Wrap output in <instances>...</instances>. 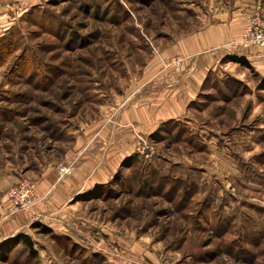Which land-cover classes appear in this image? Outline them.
<instances>
[{
	"label": "rangeland",
	"instance_id": "rangeland-1",
	"mask_svg": "<svg viewBox=\"0 0 264 264\" xmlns=\"http://www.w3.org/2000/svg\"><path fill=\"white\" fill-rule=\"evenodd\" d=\"M220 1L48 0L13 15L0 26V157L63 163L77 131L113 114L154 53ZM225 67L189 120L147 141L155 155L121 165L70 222L31 227L35 258L14 238L0 264H264V77Z\"/></svg>",
	"mask_w": 264,
	"mask_h": 264
},
{
	"label": "crops",
	"instance_id": "crops-1",
	"mask_svg": "<svg viewBox=\"0 0 264 264\" xmlns=\"http://www.w3.org/2000/svg\"><path fill=\"white\" fill-rule=\"evenodd\" d=\"M48 0H0V26L11 25L13 15L27 14ZM264 0H222L204 12V24L175 39L143 67L141 82L134 84L113 114L77 131L75 146L63 164L37 167L17 156L0 157V249L36 224L70 222L78 202L110 185L121 165L138 154L142 141H151L170 122L189 120L191 108L212 75L227 62L241 63L264 77V50L235 48L247 16ZM182 57L179 65L164 67V60ZM82 134V135H81ZM23 178L37 185L40 200L30 211L13 213L6 192ZM73 218V217H72Z\"/></svg>",
	"mask_w": 264,
	"mask_h": 264
},
{
	"label": "built area",
	"instance_id": "built-area-1",
	"mask_svg": "<svg viewBox=\"0 0 264 264\" xmlns=\"http://www.w3.org/2000/svg\"><path fill=\"white\" fill-rule=\"evenodd\" d=\"M235 48L257 47L264 50V8L258 4L256 9L247 16V23L243 30L242 37L231 43ZM182 57L171 58L166 62V67L179 65ZM137 152L150 157L155 155L154 147L147 141H142ZM61 175L69 171V167L63 163L59 165ZM6 198L11 203L13 213L30 211L40 200L37 185L31 178H23L6 192Z\"/></svg>",
	"mask_w": 264,
	"mask_h": 264
},
{
	"label": "trees",
	"instance_id": "trees-1",
	"mask_svg": "<svg viewBox=\"0 0 264 264\" xmlns=\"http://www.w3.org/2000/svg\"><path fill=\"white\" fill-rule=\"evenodd\" d=\"M158 134H159V132L155 133L154 135H152V138H154ZM117 177H118V174H116V176L114 177L112 182L115 181ZM16 238H18V240H15L16 244L21 243V239H22L23 243L25 244V248L28 250L29 257L35 258L37 256V251L34 249L32 241H31V239L28 237V235L26 233H20ZM11 242H14V241H11Z\"/></svg>",
	"mask_w": 264,
	"mask_h": 264
}]
</instances>
